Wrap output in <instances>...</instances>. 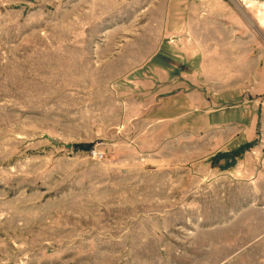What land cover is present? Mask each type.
Here are the masks:
<instances>
[{"label": "rangeland", "instance_id": "obj_1", "mask_svg": "<svg viewBox=\"0 0 264 264\" xmlns=\"http://www.w3.org/2000/svg\"><path fill=\"white\" fill-rule=\"evenodd\" d=\"M0 264H264V0H0Z\"/></svg>", "mask_w": 264, "mask_h": 264}, {"label": "trees", "instance_id": "obj_2", "mask_svg": "<svg viewBox=\"0 0 264 264\" xmlns=\"http://www.w3.org/2000/svg\"><path fill=\"white\" fill-rule=\"evenodd\" d=\"M75 146L78 147V148H81V149H87L88 147H90V145L85 146V145H82V144H77Z\"/></svg>", "mask_w": 264, "mask_h": 264}]
</instances>
